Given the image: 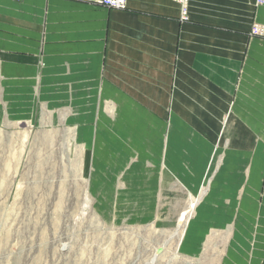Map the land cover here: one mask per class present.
<instances>
[{
  "label": "crops",
  "instance_id": "obj_1",
  "mask_svg": "<svg viewBox=\"0 0 264 264\" xmlns=\"http://www.w3.org/2000/svg\"><path fill=\"white\" fill-rule=\"evenodd\" d=\"M255 23L264 27L255 0H190L186 19L175 0H127L126 9L0 0V119L54 125L66 113L92 175L137 178L138 192L152 193L138 208L173 193V178L196 187L215 161L222 179L197 218L210 209L218 223L227 208L238 226L229 255H246V226L260 225L264 247V34H251ZM253 256L264 264V252Z\"/></svg>",
  "mask_w": 264,
  "mask_h": 264
},
{
  "label": "rangeland",
  "instance_id": "obj_2",
  "mask_svg": "<svg viewBox=\"0 0 264 264\" xmlns=\"http://www.w3.org/2000/svg\"><path fill=\"white\" fill-rule=\"evenodd\" d=\"M60 117L54 125L0 119V264H261L253 256L264 252L255 241L259 224L246 226L252 240L240 257L229 255L238 226L228 223L227 208L217 210L218 223L210 209L197 218L222 179L215 161L196 187L173 178V193L138 208L152 193L138 192L137 178L92 175L81 146L71 144L66 113ZM110 182L113 191L101 192Z\"/></svg>",
  "mask_w": 264,
  "mask_h": 264
},
{
  "label": "built area",
  "instance_id": "obj_3",
  "mask_svg": "<svg viewBox=\"0 0 264 264\" xmlns=\"http://www.w3.org/2000/svg\"><path fill=\"white\" fill-rule=\"evenodd\" d=\"M175 1L178 2L181 6L182 19L188 18L190 0H175ZM255 1L258 5L264 6V0H255ZM98 3L108 8H113V9H126L127 8V0H98ZM251 34L252 35H263L264 27L258 23L253 24ZM194 205L195 203L192 204V207H194Z\"/></svg>",
  "mask_w": 264,
  "mask_h": 264
},
{
  "label": "bare ground",
  "instance_id": "obj_4",
  "mask_svg": "<svg viewBox=\"0 0 264 264\" xmlns=\"http://www.w3.org/2000/svg\"><path fill=\"white\" fill-rule=\"evenodd\" d=\"M206 192V188L205 189H203V191H202V194H204ZM200 200H201V197L200 198H197L194 202H195V205L197 206V205H199L200 204ZM194 205V206H195ZM191 206V205H190ZM195 206V207H196ZM195 207H190V209L188 210V211H184V212H182V214L180 215V217H179V220H178V226H177V229H176V233H177V231L180 229V227L181 226H183L184 224H185V222L187 221V219H188V217H189V213L192 211V209L193 208H195Z\"/></svg>",
  "mask_w": 264,
  "mask_h": 264
}]
</instances>
